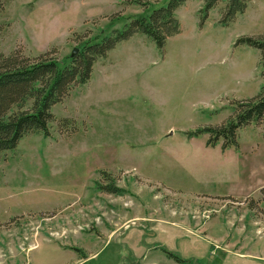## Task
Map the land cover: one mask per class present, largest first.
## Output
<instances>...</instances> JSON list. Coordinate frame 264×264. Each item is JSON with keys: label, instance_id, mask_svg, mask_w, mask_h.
I'll list each match as a JSON object with an SVG mask.
<instances>
[{"label": "rangeland", "instance_id": "374dc122", "mask_svg": "<svg viewBox=\"0 0 264 264\" xmlns=\"http://www.w3.org/2000/svg\"><path fill=\"white\" fill-rule=\"evenodd\" d=\"M126 1L7 0L0 52L64 58L75 33L107 35L123 25L109 16L142 13ZM201 7L176 11L181 32L163 51L143 34L119 43L53 106L49 136L0 152V264H118L121 244L134 264H178L162 247L186 264H264V123L226 149L186 134L260 91V51L235 42L264 34V0L227 26L220 3L200 27ZM108 183L122 193L98 188Z\"/></svg>", "mask_w": 264, "mask_h": 264}, {"label": "trees", "instance_id": "16d2710c", "mask_svg": "<svg viewBox=\"0 0 264 264\" xmlns=\"http://www.w3.org/2000/svg\"><path fill=\"white\" fill-rule=\"evenodd\" d=\"M132 0H127L129 4ZM188 0H134L142 7L141 14L122 17L121 13L109 16L110 23L123 22L120 28H113L107 35L91 37L90 33H75L77 53L59 58L56 50L47 51L35 57L25 56L21 50L10 54L0 52V152L14 150L20 141L29 134L50 135L49 124L55 120L52 108L62 102L77 85L87 83L95 63L105 58L119 43L129 40L136 34H143L164 50L169 38L181 32V24L176 11ZM199 25L202 27L210 11L220 3L218 23L227 26L239 14L245 12L250 0H200ZM7 0H0L3 11ZM235 45H248L260 51L261 76L264 79V34L244 35ZM252 123H264V84L253 97L233 101L232 114L219 125H209L188 136L208 134L207 145L215 146L222 141L223 149L238 146V131ZM109 178V177H106ZM110 180V179H108ZM107 193H122L115 185L99 187ZM264 201V187L261 188ZM122 254L118 264H134L136 258L127 245L121 244ZM162 250L178 264L191 263L180 254L165 247Z\"/></svg>", "mask_w": 264, "mask_h": 264}, {"label": "water", "instance_id": "95a60500", "mask_svg": "<svg viewBox=\"0 0 264 264\" xmlns=\"http://www.w3.org/2000/svg\"><path fill=\"white\" fill-rule=\"evenodd\" d=\"M77 51H78V49L75 48L72 53L75 55L77 53Z\"/></svg>", "mask_w": 264, "mask_h": 264}]
</instances>
